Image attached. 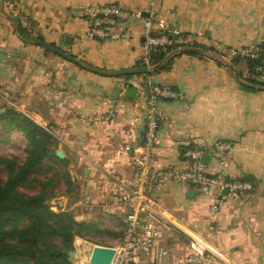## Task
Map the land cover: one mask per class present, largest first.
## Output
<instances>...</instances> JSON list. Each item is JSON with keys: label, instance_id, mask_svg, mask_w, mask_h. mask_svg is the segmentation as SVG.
Returning a JSON list of instances; mask_svg holds the SVG:
<instances>
[{"label": "crops", "instance_id": "1", "mask_svg": "<svg viewBox=\"0 0 264 264\" xmlns=\"http://www.w3.org/2000/svg\"><path fill=\"white\" fill-rule=\"evenodd\" d=\"M98 2L141 11L124 22L135 35L88 36L86 8ZM150 10L160 30L193 39L177 47L171 67L160 72L144 61L142 16ZM16 18L76 60L25 40ZM263 42L264 0H0V101L14 103L55 133L71 177L81 186L76 201L87 209L77 218L91 217L97 203L103 211L125 212L126 219L128 204L115 190L119 184L136 186L129 159L144 141L150 85L182 90L183 98L159 101L160 142L145 188L173 223L164 236L166 262L186 264L190 240L199 236L212 249L206 264H264V89L243 88L236 69L228 65L229 49ZM80 60L107 72L80 65ZM141 61L149 71L113 74ZM237 68L247 72L244 63ZM130 85L137 87L134 96L126 93ZM218 140L231 145L228 175L251 178L254 186L224 197L215 212L213 197L175 180L172 171L191 166L184 153L189 146L210 148ZM127 143L130 151L124 149ZM206 167L215 171L214 157Z\"/></svg>", "mask_w": 264, "mask_h": 264}, {"label": "built area", "instance_id": "2", "mask_svg": "<svg viewBox=\"0 0 264 264\" xmlns=\"http://www.w3.org/2000/svg\"><path fill=\"white\" fill-rule=\"evenodd\" d=\"M141 11H134L117 3H92L86 8L89 21L87 35L100 39H127L135 32L126 27L124 22L131 16H141ZM144 60L151 66L150 53L156 45L193 44V39L185 35H169L160 30L154 22V12L143 15ZM216 46L224 49L225 45L216 42ZM259 47H239L229 49V54L238 53L248 56H259ZM264 60V56H263ZM258 70L264 71V65H258ZM182 90L170 84H152L146 100V128L143 143L136 149L137 153L130 156L134 166L136 186L128 189L119 184L115 192L118 199L128 204L126 226L121 243L115 247L110 264H168L166 256L169 253L164 243V236L172 228V220L166 214L165 207L146 195V183L151 168V158L154 148L160 142L158 135L161 113L159 101L161 98H183ZM230 143L224 140L216 141L210 148L205 146H189L185 155L192 161L191 166L175 169L172 176L175 180L198 188L202 194L213 197L211 209L218 211L220 202L230 194L251 190L253 181L247 178H232L228 175ZM125 150L130 151L131 145L126 144ZM204 154H210L216 160L215 171H210L202 160ZM228 187L227 194L222 190ZM76 239H81L77 234ZM211 246L203 238L193 236L190 249L186 256V264H206L207 252Z\"/></svg>", "mask_w": 264, "mask_h": 264}, {"label": "trees", "instance_id": "3", "mask_svg": "<svg viewBox=\"0 0 264 264\" xmlns=\"http://www.w3.org/2000/svg\"><path fill=\"white\" fill-rule=\"evenodd\" d=\"M16 25L25 40H35L49 49L55 46L54 43L46 44L44 38L26 27L21 19L16 18ZM164 32L174 36L183 34ZM179 46L156 45L150 53L153 71L169 69L179 53L176 50ZM254 47L260 48L259 56L238 53L231 57L228 65L236 69L243 88L258 90L264 89V72L257 69L258 65H264V42ZM79 63L101 73L107 72L105 68L82 60ZM237 63H244L247 72L238 69ZM144 65L141 61L137 66ZM0 124L7 133L18 130L28 140L23 158L0 153V264H76L68 253L73 237L97 230L98 223L79 220L68 209L51 207L49 200L56 195L57 175L41 178L39 173L43 168L63 165V173L68 183H72L67 157L56 153L55 133L12 104L0 111ZM24 185L34 191L22 189Z\"/></svg>", "mask_w": 264, "mask_h": 264}, {"label": "rangeland", "instance_id": "4", "mask_svg": "<svg viewBox=\"0 0 264 264\" xmlns=\"http://www.w3.org/2000/svg\"><path fill=\"white\" fill-rule=\"evenodd\" d=\"M9 104L15 106L14 103L6 104L3 103V101H0V108L3 109ZM27 144L28 140L21 131L11 130L7 133L0 124V153L23 158L26 154ZM57 146L59 147L58 142ZM67 169H69V164ZM64 170L65 168L63 165H57L55 168H48L45 166L39 173V177L41 178H44L47 175H57V178L55 179L56 195L49 200L51 207L55 210L68 209L72 211L74 215H77L78 213H85L87 211L86 208V211L83 208L85 205L82 202L77 203L76 201L78 196L81 194L80 183L71 179L72 183L69 184L67 176L63 173ZM21 188L29 192L34 191L32 190L33 188H30L27 185H24ZM58 198L64 199L65 204L60 205L57 200ZM96 206L97 203L90 211L92 212V216L87 219L96 221L98 223V229L85 235L77 234L81 239H76L75 236L73 237V244L69 248V251L75 252L74 255H70V259L72 261L90 264V255L95 245L101 244L106 246H116L121 243L125 230V212L116 213L113 212V210L103 211L100 207ZM77 219L81 220L80 218Z\"/></svg>", "mask_w": 264, "mask_h": 264}, {"label": "water", "instance_id": "5", "mask_svg": "<svg viewBox=\"0 0 264 264\" xmlns=\"http://www.w3.org/2000/svg\"><path fill=\"white\" fill-rule=\"evenodd\" d=\"M144 15H148V11L144 12ZM46 44H49L48 42H45ZM53 48L60 52L62 55L70 57L74 60H76V58L70 54H68L67 52H65L64 50L60 49L57 46H53ZM150 70V67L148 66H137V67H133V68H129V69H123V70H119V71H115L113 72V74H128V73H141V72H147ZM137 91V87L135 85H130L126 88V93L129 96H134L135 93ZM3 109L0 108V111H2ZM56 153L60 156L63 157L64 151L61 148H57L56 149ZM210 159V155L209 154H204L202 156V160L207 163ZM229 191L228 187H225L222 190L223 194H227ZM193 191L190 190L189 193H192ZM59 203V202H58ZM60 204V203H59ZM115 247L114 246H106V245H101V244H97L93 247L91 255H90V264H110L114 253H115ZM68 253L70 255H74L75 252L74 251H68ZM193 264H198V263H193Z\"/></svg>", "mask_w": 264, "mask_h": 264}]
</instances>
